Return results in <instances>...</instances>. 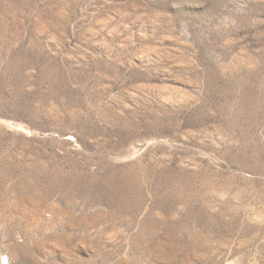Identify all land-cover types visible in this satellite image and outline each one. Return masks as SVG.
Returning a JSON list of instances; mask_svg holds the SVG:
<instances>
[{
    "label": "rangeland",
    "instance_id": "rangeland-1",
    "mask_svg": "<svg viewBox=\"0 0 264 264\" xmlns=\"http://www.w3.org/2000/svg\"><path fill=\"white\" fill-rule=\"evenodd\" d=\"M264 264V0H0V264Z\"/></svg>",
    "mask_w": 264,
    "mask_h": 264
},
{
    "label": "bare ground",
    "instance_id": "bare-ground-1",
    "mask_svg": "<svg viewBox=\"0 0 264 264\" xmlns=\"http://www.w3.org/2000/svg\"><path fill=\"white\" fill-rule=\"evenodd\" d=\"M5 264H9V262L7 260H5Z\"/></svg>",
    "mask_w": 264,
    "mask_h": 264
}]
</instances>
